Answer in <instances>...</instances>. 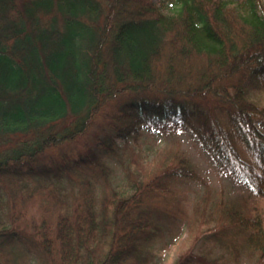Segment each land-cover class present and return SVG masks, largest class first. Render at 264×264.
Segmentation results:
<instances>
[{
  "label": "trees",
  "instance_id": "1",
  "mask_svg": "<svg viewBox=\"0 0 264 264\" xmlns=\"http://www.w3.org/2000/svg\"><path fill=\"white\" fill-rule=\"evenodd\" d=\"M0 0V264H264V0ZM183 127L244 192L206 186Z\"/></svg>",
  "mask_w": 264,
  "mask_h": 264
},
{
  "label": "rangeland",
  "instance_id": "2",
  "mask_svg": "<svg viewBox=\"0 0 264 264\" xmlns=\"http://www.w3.org/2000/svg\"><path fill=\"white\" fill-rule=\"evenodd\" d=\"M157 3H163L166 5L168 12H173L178 9V5L174 4L171 0H153ZM180 144L182 148L187 150L192 156L194 162H196L201 172L202 181H188L182 185V196L188 207V210L192 215L195 214V205L200 201L204 195L206 186L212 190L211 201L216 197H234L244 192V187L236 181V179L226 171L220 170L208 153L204 151L202 146L196 141L183 127H169L161 128L155 136H148L143 133L136 141L130 140L128 147L119 151L120 156H113L109 158V166L112 167L111 179L114 184L124 185L127 184L124 175L125 161L131 153L132 149H139L142 147H150L155 149L158 147H170L174 144ZM187 235V228L184 229V233L181 238L171 247V250L167 253L164 264H173L177 258L178 247Z\"/></svg>",
  "mask_w": 264,
  "mask_h": 264
}]
</instances>
